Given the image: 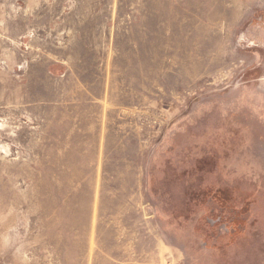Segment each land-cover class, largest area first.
Segmentation results:
<instances>
[{
	"label": "rangeland",
	"instance_id": "1",
	"mask_svg": "<svg viewBox=\"0 0 264 264\" xmlns=\"http://www.w3.org/2000/svg\"><path fill=\"white\" fill-rule=\"evenodd\" d=\"M0 264H264V0H0Z\"/></svg>",
	"mask_w": 264,
	"mask_h": 264
}]
</instances>
